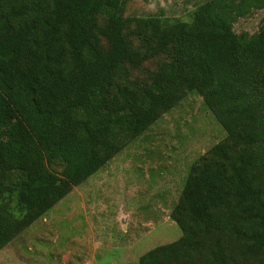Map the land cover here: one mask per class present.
Here are the masks:
<instances>
[{"label": "trees", "instance_id": "1", "mask_svg": "<svg viewBox=\"0 0 264 264\" xmlns=\"http://www.w3.org/2000/svg\"><path fill=\"white\" fill-rule=\"evenodd\" d=\"M126 1L0 0V249L195 92L224 136L182 181L180 235L137 264H264V21L232 30L264 0H202L187 20Z\"/></svg>", "mask_w": 264, "mask_h": 264}, {"label": "rangeland", "instance_id": "2", "mask_svg": "<svg viewBox=\"0 0 264 264\" xmlns=\"http://www.w3.org/2000/svg\"><path fill=\"white\" fill-rule=\"evenodd\" d=\"M201 1L127 0L123 15L187 20ZM263 21L264 7L252 8L235 19L232 30L252 33ZM154 66V60L145 63ZM223 136L201 96L186 92L6 243L0 264H137L140 254L180 235L169 213L182 181L189 166Z\"/></svg>", "mask_w": 264, "mask_h": 264}]
</instances>
